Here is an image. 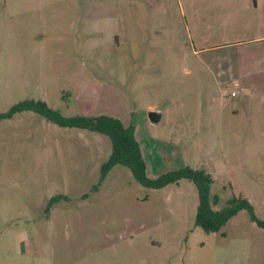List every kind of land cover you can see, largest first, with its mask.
Wrapping results in <instances>:
<instances>
[{
    "label": "rangeland",
    "instance_id": "374dc122",
    "mask_svg": "<svg viewBox=\"0 0 264 264\" xmlns=\"http://www.w3.org/2000/svg\"><path fill=\"white\" fill-rule=\"evenodd\" d=\"M247 5L0 0V112L32 98L115 116L147 176L202 168L211 208L240 195L264 219V41L247 39L263 31ZM109 149L33 110L0 116V264H264L247 210L206 231L188 178L147 187L116 163L98 180Z\"/></svg>",
    "mask_w": 264,
    "mask_h": 264
},
{
    "label": "trees",
    "instance_id": "16d2710c",
    "mask_svg": "<svg viewBox=\"0 0 264 264\" xmlns=\"http://www.w3.org/2000/svg\"><path fill=\"white\" fill-rule=\"evenodd\" d=\"M29 109L37 112L46 119L62 126H76L104 133L110 141V149L106 158L99 165L100 180L106 171L116 163L128 168L133 179L147 187H159L168 182L177 181L179 178H188L196 190V206L193 214V223L206 231H215L234 214L238 209H245L256 224L264 227V219L256 217L250 209V204L243 196L228 198L219 208H211L210 202L216 201V195L208 196V183L210 176L202 168L180 166L164 170L150 177L145 173V162L141 155L140 147L133 135L131 124L124 125L121 121L108 114H75L62 115L56 108L48 106L43 100L24 98L12 103L0 116H8L15 111ZM59 194L48 197L50 203L59 197Z\"/></svg>",
    "mask_w": 264,
    "mask_h": 264
},
{
    "label": "crops",
    "instance_id": "0c3cea01",
    "mask_svg": "<svg viewBox=\"0 0 264 264\" xmlns=\"http://www.w3.org/2000/svg\"><path fill=\"white\" fill-rule=\"evenodd\" d=\"M249 9L251 8V15L250 21L247 23V27H253L255 31L258 32L259 29H262L263 31L261 33L256 34L255 36H252L249 39H252L254 41L257 40H263L264 41V0H251V5H247ZM249 17L245 16V19ZM264 50V46L262 47ZM263 65H260V67H257L256 72L264 73V67Z\"/></svg>",
    "mask_w": 264,
    "mask_h": 264
},
{
    "label": "water",
    "instance_id": "95a60500",
    "mask_svg": "<svg viewBox=\"0 0 264 264\" xmlns=\"http://www.w3.org/2000/svg\"><path fill=\"white\" fill-rule=\"evenodd\" d=\"M150 117L152 118V119H154V118H156V114L155 113H153V112H150Z\"/></svg>",
    "mask_w": 264,
    "mask_h": 264
}]
</instances>
